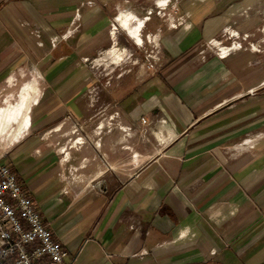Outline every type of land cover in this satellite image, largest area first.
Wrapping results in <instances>:
<instances>
[{
  "label": "crops",
  "instance_id": "1",
  "mask_svg": "<svg viewBox=\"0 0 264 264\" xmlns=\"http://www.w3.org/2000/svg\"><path fill=\"white\" fill-rule=\"evenodd\" d=\"M158 1L0 0V111L38 89L0 163L66 264H264V0H172L158 69L100 72Z\"/></svg>",
  "mask_w": 264,
  "mask_h": 264
},
{
  "label": "built area",
  "instance_id": "2",
  "mask_svg": "<svg viewBox=\"0 0 264 264\" xmlns=\"http://www.w3.org/2000/svg\"><path fill=\"white\" fill-rule=\"evenodd\" d=\"M176 2H156L157 11H146L144 24L151 21L154 14L170 21L167 10L171 8L177 13ZM161 34V30H157L147 35L148 51L143 65L150 71L157 70L162 61ZM114 46L118 47L116 40L111 48ZM237 48L243 46L236 44ZM83 142L84 137L76 139V143ZM68 257V249L54 237L50 225L44 221L16 174L0 163V264H66Z\"/></svg>",
  "mask_w": 264,
  "mask_h": 264
},
{
  "label": "bare ground",
  "instance_id": "3",
  "mask_svg": "<svg viewBox=\"0 0 264 264\" xmlns=\"http://www.w3.org/2000/svg\"><path fill=\"white\" fill-rule=\"evenodd\" d=\"M127 25L123 22V26ZM128 32L130 33L131 37L136 38L139 37L140 40L136 42L138 44H142V39L137 32H134L130 26L127 27ZM138 35V36H137ZM125 49H121V47H114L112 49L113 54H117L118 61L115 60V63H120L123 61L125 53ZM35 84V83H34ZM38 93L37 87L34 85L32 87H28L25 90L24 96L22 101L17 106H9L0 111V137L5 135L8 131H10L12 125L16 124V129H11L9 133L10 141L12 142L15 140L30 124V111L32 105L37 101L36 95Z\"/></svg>",
  "mask_w": 264,
  "mask_h": 264
},
{
  "label": "rangeland",
  "instance_id": "4",
  "mask_svg": "<svg viewBox=\"0 0 264 264\" xmlns=\"http://www.w3.org/2000/svg\"><path fill=\"white\" fill-rule=\"evenodd\" d=\"M161 1H162V3H164L166 0H161ZM145 6H148V5H145ZM150 10H152V9H148L146 11H150ZM167 12H171V11L168 9ZM122 14H124V13H122ZM125 15H127V14H125ZM129 16H132L133 18L135 17L133 15H129ZM153 16L151 18H153ZM144 17H145L144 13L143 14L139 13V17L134 22V25H133L134 27H132L133 29H135L139 24H143V27L141 28L140 33L142 32V34H143V31L146 33V37L144 36V43H143V40H142L143 44L139 45L136 42V40L133 39V37H131L130 34L126 30L125 31L128 33V35L131 38H129V36H127L125 31L122 30L121 39L125 42V44L123 45V44L118 42V45H119V47H121V49H125V51H124V53H125L124 60L122 62L116 64L115 62L112 61V59L109 56H106L107 51H105L104 54L101 57H98L99 58V60H98L99 62L97 64V69L100 70V72H104V71H109L110 72V71H113L112 69H114V71H115L114 72V76H115V75H118V74L122 73V71L126 72L128 70L127 65L132 64V61H134V60L137 61L139 59L141 61H143V62L145 61V54H146V51H148V44H147V32L148 31H147V28H149V24L152 23V19H151V21L146 22V24H144ZM163 19L168 21L167 17L163 18ZM140 36H141V39H142V35L141 34H140ZM135 43H137L138 45H136ZM113 48L110 47V49H113ZM16 128H17L16 124L12 125V127H11V129H16ZM11 129H10V131H8V133H6L7 135L11 132Z\"/></svg>",
  "mask_w": 264,
  "mask_h": 264
}]
</instances>
